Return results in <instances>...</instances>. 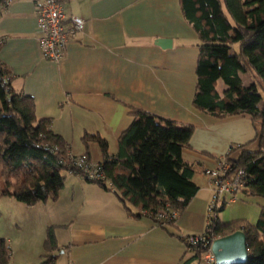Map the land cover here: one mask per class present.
Wrapping results in <instances>:
<instances>
[{"label":"crops","instance_id":"0c3cea01","mask_svg":"<svg viewBox=\"0 0 264 264\" xmlns=\"http://www.w3.org/2000/svg\"><path fill=\"white\" fill-rule=\"evenodd\" d=\"M61 2L66 16L83 19L85 27L57 63L40 54L34 0H11L2 9L0 66L10 74L13 89L33 98L36 116L51 119L52 131L73 155H89L95 163L104 160L101 148L85 144L84 136L99 135L109 155H117L118 139L135 110L193 127L183 158L194 166L199 191L173 224L162 227L138 216L137 209L127 211L110 183L106 190L76 178L65 199L32 207L19 202L25 211L21 219L32 227L36 219L29 212L36 210L46 234L56 227L55 264H201L191 260L195 253L186 238L203 234L209 224L213 188L204 171L234 147H258L261 122L247 115L218 118L195 107L199 38L185 20L180 0ZM158 40L172 45L162 48ZM217 90L224 92L223 87ZM40 237V254L30 250L19 264L45 260L46 238Z\"/></svg>","mask_w":264,"mask_h":264},{"label":"trees","instance_id":"16d2710c","mask_svg":"<svg viewBox=\"0 0 264 264\" xmlns=\"http://www.w3.org/2000/svg\"><path fill=\"white\" fill-rule=\"evenodd\" d=\"M11 0H0V14ZM185 20L199 38L196 67L195 107L218 118L247 115L260 121L263 131L258 150L234 147L225 156L246 174L245 193L264 199V103L257 80L264 84V0H180ZM253 80L250 86L243 76ZM8 71L0 66V197H10L26 206L56 201L65 188V173L83 177L112 190L129 212L137 209L159 223L160 213L184 211L199 191L193 181L194 166L183 158L193 127H182L150 113L133 111V122L118 139V153L110 156L108 144L99 135H85V144L96 143L104 156L95 163L104 180H88L81 170L63 163L70 145L55 134L51 119L36 116L33 98L17 93ZM256 80V81H255ZM221 82L224 92L219 94ZM240 151L232 158V152ZM89 157V155H87ZM90 159V157H89ZM216 209L205 233L216 238L243 231L247 237L249 260L264 264V209L256 225L241 222L222 224ZM47 254L41 264H55L57 250L54 227H49L44 243ZM207 248L191 259L202 260ZM6 240L0 239V264H10Z\"/></svg>","mask_w":264,"mask_h":264},{"label":"built area","instance_id":"2783aa9c","mask_svg":"<svg viewBox=\"0 0 264 264\" xmlns=\"http://www.w3.org/2000/svg\"><path fill=\"white\" fill-rule=\"evenodd\" d=\"M36 3V21L38 32V45L42 58L49 62L57 63L65 55L70 40L85 27V21L78 17L68 18L64 12L61 0H34ZM1 15V14H0ZM70 25V27H67ZM63 159L65 165L82 171L88 180H104L105 177L99 173L96 164L90 161L87 155L75 156L67 153ZM204 174L208 177L213 188V199L209 206V222L215 216V210L221 205L227 204L226 195H231L230 202L236 201V194L247 189L246 174L242 169H236L232 162L226 157L217 161L213 169H206ZM179 213H160L156 220L163 225L169 221H176ZM209 226V224H208ZM207 226V227H208ZM218 239L209 236L205 232L201 235L188 236L186 243L188 248L194 252L207 248L205 253L206 264H215L216 259L211 250L213 242Z\"/></svg>","mask_w":264,"mask_h":264},{"label":"rangeland","instance_id":"374dc122","mask_svg":"<svg viewBox=\"0 0 264 264\" xmlns=\"http://www.w3.org/2000/svg\"><path fill=\"white\" fill-rule=\"evenodd\" d=\"M244 83L247 86H250L253 82L249 76H243ZM256 81V80H255ZM257 88L259 93L262 96V104L264 103V84L257 80ZM224 88V85L219 82L218 89ZM260 130L262 129V125L260 124ZM250 151H257L258 147L253 146L249 147ZM85 154L79 155L83 156ZM233 158H236L233 155ZM90 161L95 164V162L90 158ZM65 188L60 192V196L62 199L68 197L72 190L75 189L78 181L76 178L85 180L83 177H75L71 174L65 173ZM86 181V180H85ZM4 181L0 178V189L3 187ZM231 195H226L227 204L222 212L218 213L219 221L222 224H227L231 222H241L245 225H256L262 210L264 209V199L259 197H252L250 194L245 193L244 191H240L236 194V201L230 202ZM65 201H62L61 205L64 206ZM26 207V206H22ZM59 207V206H58ZM26 209V208H24ZM36 210H31L30 218L36 219L34 225L31 227L27 225L26 220L21 219L25 218L24 212L19 210V202L13 200V202H7L6 199H0V236H4L5 240L8 242L11 261L10 264H19V262L24 261L27 255V252L31 250L32 254L39 255L41 243H37L40 238H46V233L43 230L45 226L43 223L40 224L41 221L40 216L37 217ZM43 219V218H42ZM45 220V219H44ZM38 221V223H36ZM56 231V227L54 228V232ZM41 239L39 240V242ZM195 254L198 251L194 252ZM201 264H206L205 255L202 258ZM198 264V263H197Z\"/></svg>","mask_w":264,"mask_h":264},{"label":"water","instance_id":"95a60500","mask_svg":"<svg viewBox=\"0 0 264 264\" xmlns=\"http://www.w3.org/2000/svg\"><path fill=\"white\" fill-rule=\"evenodd\" d=\"M162 48H170L171 40H158ZM215 264H245L249 260L247 237L243 231H238L227 237L218 238L211 248Z\"/></svg>","mask_w":264,"mask_h":264}]
</instances>
